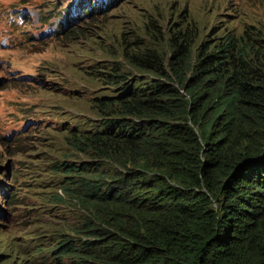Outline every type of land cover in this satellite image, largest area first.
Segmentation results:
<instances>
[{
  "label": "trees",
  "instance_id": "obj_1",
  "mask_svg": "<svg viewBox=\"0 0 264 264\" xmlns=\"http://www.w3.org/2000/svg\"><path fill=\"white\" fill-rule=\"evenodd\" d=\"M189 12L92 73L98 117L51 165L77 215L34 264H264V31Z\"/></svg>",
  "mask_w": 264,
  "mask_h": 264
},
{
  "label": "rangeland",
  "instance_id": "obj_2",
  "mask_svg": "<svg viewBox=\"0 0 264 264\" xmlns=\"http://www.w3.org/2000/svg\"><path fill=\"white\" fill-rule=\"evenodd\" d=\"M101 2L102 6L96 0H0L4 264H22L24 259L34 264L38 249L51 242L52 233L65 229L77 215L71 204L52 200L60 187L52 183L51 165L72 151L67 128L89 127L97 119L92 98L103 92L104 84L92 73L122 61L126 39L145 36L143 40L150 42L144 24L164 30L176 15L180 20L184 8L190 9L185 15L194 10L230 21L228 30L237 34L248 25L264 31V0H119L112 8ZM86 6L93 14L83 13ZM201 28L210 30L207 18H202ZM13 192L15 197L10 196Z\"/></svg>",
  "mask_w": 264,
  "mask_h": 264
},
{
  "label": "clouds",
  "instance_id": "obj_3",
  "mask_svg": "<svg viewBox=\"0 0 264 264\" xmlns=\"http://www.w3.org/2000/svg\"><path fill=\"white\" fill-rule=\"evenodd\" d=\"M5 195V194H4ZM1 258V257H0ZM0 264H4V262L0 261Z\"/></svg>",
  "mask_w": 264,
  "mask_h": 264
}]
</instances>
